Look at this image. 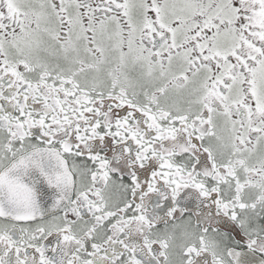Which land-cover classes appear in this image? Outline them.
Here are the masks:
<instances>
[{
	"label": "snow or ice",
	"instance_id": "6c2138e0",
	"mask_svg": "<svg viewBox=\"0 0 264 264\" xmlns=\"http://www.w3.org/2000/svg\"><path fill=\"white\" fill-rule=\"evenodd\" d=\"M0 264H264V0H0Z\"/></svg>",
	"mask_w": 264,
	"mask_h": 264
}]
</instances>
